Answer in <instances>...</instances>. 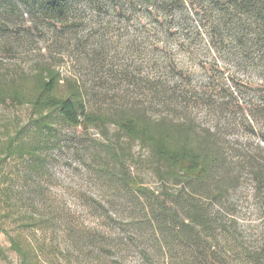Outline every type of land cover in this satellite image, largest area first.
<instances>
[{"label":"rangeland","instance_id":"rangeland-1","mask_svg":"<svg viewBox=\"0 0 264 264\" xmlns=\"http://www.w3.org/2000/svg\"><path fill=\"white\" fill-rule=\"evenodd\" d=\"M46 1L0 0V85L30 98L54 69L58 94L76 82L110 121L47 134L28 102L0 100V264L21 262L11 240L28 264H188L169 222L158 230L160 204L180 219L198 205L209 243L236 264L263 247L261 0H61L56 15ZM127 117L210 153L208 179L181 181L118 128Z\"/></svg>","mask_w":264,"mask_h":264},{"label":"trees","instance_id":"trees-1","mask_svg":"<svg viewBox=\"0 0 264 264\" xmlns=\"http://www.w3.org/2000/svg\"><path fill=\"white\" fill-rule=\"evenodd\" d=\"M47 10L50 13H62L64 3L61 0L46 1ZM260 19L264 25V0H261L258 8ZM60 74L50 68H42L35 78V92L30 98L22 88H4L0 85V100L7 98L19 103L28 102L32 109V122L37 131L52 133L54 124H62L72 128L88 129L99 127L110 121L103 114L89 112L85 106L80 86L76 82L68 84L67 89L58 94L60 87ZM118 128L130 139L138 140L148 146L153 154L168 167L181 181L201 182L210 176L213 158L206 150H199L188 145L172 133L173 131L154 128L144 121L134 118H120ZM23 144L13 145L9 142L8 154L23 153ZM30 154L35 153L34 146L25 148ZM136 189L140 192L145 188ZM157 222L158 230L163 227L172 228L184 246L191 252L188 264H236L231 257L223 255L224 250H217L209 243L208 230L212 225L208 215L198 205L186 206L183 214L185 218L180 219L177 211H171L165 204H160L152 210ZM180 221V222H179ZM224 232H221L223 234ZM205 236L207 238H205ZM12 248L21 257L20 264H28L27 252L21 246L11 240ZM241 256L242 264H264V246L253 249L244 247ZM226 254V253H225Z\"/></svg>","mask_w":264,"mask_h":264}]
</instances>
